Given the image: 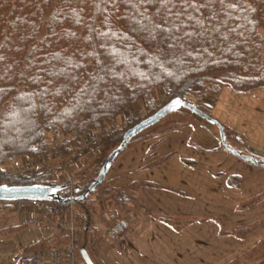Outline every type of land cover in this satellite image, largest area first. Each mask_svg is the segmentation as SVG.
Listing matches in <instances>:
<instances>
[{"label": "trees", "instance_id": "obj_1", "mask_svg": "<svg viewBox=\"0 0 264 264\" xmlns=\"http://www.w3.org/2000/svg\"><path fill=\"white\" fill-rule=\"evenodd\" d=\"M227 86L264 88V0H0V185H51L43 172L8 173V162L36 164L59 148L76 161L99 144L85 149V136L98 131L102 143H118L161 108L159 94L202 101ZM205 105L197 106L207 113ZM125 116L133 121L121 128ZM55 128L68 135L59 148ZM82 180L77 195L95 179ZM108 196L120 208L132 199L107 176L92 200L73 203L90 255L102 232L93 205ZM53 203L61 227L70 204ZM67 231L47 249L67 245Z\"/></svg>", "mask_w": 264, "mask_h": 264}, {"label": "crops", "instance_id": "obj_2", "mask_svg": "<svg viewBox=\"0 0 264 264\" xmlns=\"http://www.w3.org/2000/svg\"><path fill=\"white\" fill-rule=\"evenodd\" d=\"M188 121L134 139L114 161L108 181L132 198L129 229L111 240L94 206V227L105 226L93 243L98 264H119L110 254L121 264H237L264 247V168L227 150L203 120ZM4 204L0 264H20L17 253L46 250L62 228H75L72 210L56 227L62 213Z\"/></svg>", "mask_w": 264, "mask_h": 264}, {"label": "rangeland", "instance_id": "obj_3", "mask_svg": "<svg viewBox=\"0 0 264 264\" xmlns=\"http://www.w3.org/2000/svg\"><path fill=\"white\" fill-rule=\"evenodd\" d=\"M161 93L163 95L164 91H161ZM159 96L162 98L157 100L156 107L158 106V108L160 107L162 108L164 105L168 103L167 100L168 97L165 96V94L163 96L159 94ZM187 98H189L190 101H193L197 105H205L207 103L208 105L206 104L205 108L203 109H205V111H207L208 114L212 115L222 123L226 133V142L231 146H233L241 154L244 155L255 154V156H257L258 158H262L263 160H261V162L264 163V88H258L247 91H237L230 89L227 86V87H223L218 94L208 93L206 99L202 101H200L197 96L196 98L194 97H187ZM179 111L184 112L187 115L188 113L191 114L189 110L185 108H181L175 112L170 113L169 116H166L157 124L145 129L136 137L138 138L139 136V138H144L154 134L157 135L158 133L163 132V130H167L172 126H177L182 122L188 121V119L203 120V122L209 124V126L218 130L220 135V130L217 125L211 124L210 122L201 118L198 115L191 114L188 115L189 118H185V117L179 118V116H177L178 113H180ZM142 113H143L142 117H145L146 115H148V113H150V111L143 109ZM132 121L133 118L131 116H127V117L125 116L118 119V124L120 125L121 128L128 127ZM236 131H238L239 133H237ZM95 132L98 134V140L91 145L82 144V146L85 147V149L90 150L92 146L99 143L98 145H96L97 146L96 150H90L88 152H85L78 160L70 162L69 159H67L68 158L67 155L64 154V152L59 148L55 155L52 153H46L43 156V158L36 164L28 159V161L32 165V168L30 172L23 174H31L33 172L35 173L43 172L44 174L47 175L48 180H50V182H55L54 176H62L64 174V170L66 167L70 171L72 181L77 182L80 181V179H83L79 184L82 187L85 186L86 183L90 182L92 179H95L97 175L96 173L100 172V169L102 168L106 159L109 157L112 151L119 146V144L122 141L121 140L118 143L115 142V143L104 144L101 142V136L99 135L98 131ZM220 140H221V136H220ZM253 145H255L257 148L254 147ZM127 148L128 147L126 146V149ZM58 154H60V156L56 158L55 156H57ZM46 157L53 158L54 161L53 171H49L50 173H47L48 172L46 171L47 167L44 164V159ZM21 159L22 157H18L14 159L12 162H8V166L11 167V164L15 160L20 161ZM59 165L63 166L62 170L61 168H59L60 167ZM7 172L10 173L9 171ZM10 174H14V173H10ZM17 175H21V174H17ZM94 197H95V192L88 197L89 198L88 200H92ZM110 198L108 196L105 201H102L103 200L102 199L101 202L99 203L96 202L94 203V205L92 204L93 208L94 206H97V208L99 209L98 218L99 220L102 221V223L103 222L108 223L107 215L110 214L111 212H116L119 215L121 214L120 215L121 217L126 218L124 215L125 208H122V206L121 208L117 207L115 202L113 203L111 202L112 198L111 199ZM4 203H14V202L0 201V209H3L6 213H8L9 211L5 210ZM127 205L128 204H126V207ZM110 207H114L115 209H110ZM69 208H70L69 210H72L73 212L72 220L74 226H76L75 224L76 207L73 205L72 208L71 207ZM118 209L121 210V213H119L120 211ZM61 211L63 210L61 209ZM63 219L65 221V217ZM104 227L105 226H102V231L105 229ZM80 230L83 231L81 227L80 229L75 227V231L73 232L67 231L68 236H70V238L68 239V241L65 242L66 244L73 243L74 246L78 249V253L80 248L83 246L82 237H81L83 233H81ZM121 237L122 236L118 237L117 240L120 239ZM92 245L90 247L92 255L94 258L99 259L100 257L99 248L98 246L96 247L94 245L92 247ZM92 255H90L91 258ZM110 255L115 262L119 264L122 263L118 261V257L116 254H110ZM237 264H264V247L262 249H258L257 252L255 251L252 254L245 255L244 257L241 258V260Z\"/></svg>", "mask_w": 264, "mask_h": 264}, {"label": "water", "instance_id": "obj_4", "mask_svg": "<svg viewBox=\"0 0 264 264\" xmlns=\"http://www.w3.org/2000/svg\"><path fill=\"white\" fill-rule=\"evenodd\" d=\"M181 108H185L190 112L200 116L207 120L211 124L218 126L220 130V136L224 147L238 156L239 158L252 162L254 165L264 168V163L260 162L255 155H244L238 152L233 146L226 142V133L222 123L213 117L212 115L201 110L196 104L191 101H187L183 98H174L170 100L166 105L160 108L156 113L150 117L139 122L135 126L129 128L122 138L119 146L112 151L109 157L104 162L100 172L96 179L90 184L85 192L77 196H63L61 191L66 189L64 185H43L35 184L30 186H7L0 185V201H18V200H36V201H49L57 203H71V202H83L95 192V190L105 181L107 178L114 161L116 158L126 149L128 143L145 129L157 124L163 118L168 116L170 113L175 112ZM82 260L85 264H95L90 257L87 249L83 246L80 249Z\"/></svg>", "mask_w": 264, "mask_h": 264}, {"label": "built area", "instance_id": "obj_5", "mask_svg": "<svg viewBox=\"0 0 264 264\" xmlns=\"http://www.w3.org/2000/svg\"><path fill=\"white\" fill-rule=\"evenodd\" d=\"M54 136L60 145L66 140V135L62 132L60 128H55ZM98 140V134L90 132L85 136L83 144L91 145ZM60 154L55 156L58 158ZM44 164L47 167V173L53 171V158H45ZM61 170L63 169L62 165H59ZM32 165L28 159L22 158L20 161L15 160L11 167L9 168L10 173L14 174H23L31 171ZM54 181L56 183L63 182L64 184L72 185L73 181L71 178L70 171L65 167L64 174L60 176H54ZM22 205H34L39 211L48 212L54 215H58L61 212V207L55 203L50 202H40V201H22ZM108 220L110 222L107 234L109 238L116 239L123 235L128 230V222L125 218L119 216L115 212H111L108 215ZM35 220H31L30 223H35ZM15 260L20 264H82L80 258L78 257L76 248L74 244H68L65 246H57L55 248L46 249V250H36L32 252H19L15 255Z\"/></svg>", "mask_w": 264, "mask_h": 264}]
</instances>
